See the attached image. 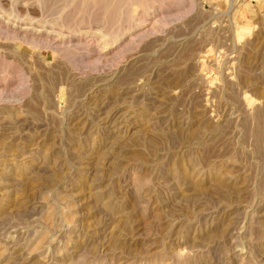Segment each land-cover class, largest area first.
<instances>
[{
    "label": "rangeland",
    "instance_id": "1",
    "mask_svg": "<svg viewBox=\"0 0 264 264\" xmlns=\"http://www.w3.org/2000/svg\"><path fill=\"white\" fill-rule=\"evenodd\" d=\"M80 1L0 0V264H264V17Z\"/></svg>",
    "mask_w": 264,
    "mask_h": 264
},
{
    "label": "crops",
    "instance_id": "2",
    "mask_svg": "<svg viewBox=\"0 0 264 264\" xmlns=\"http://www.w3.org/2000/svg\"><path fill=\"white\" fill-rule=\"evenodd\" d=\"M251 4L247 7L249 19H258L264 17V0H251Z\"/></svg>",
    "mask_w": 264,
    "mask_h": 264
},
{
    "label": "bare ground",
    "instance_id": "3",
    "mask_svg": "<svg viewBox=\"0 0 264 264\" xmlns=\"http://www.w3.org/2000/svg\"><path fill=\"white\" fill-rule=\"evenodd\" d=\"M60 1H66V0H60ZM70 1V0H69ZM79 1V4H80V0H78ZM109 1V2H108ZM107 1V3L109 4L108 6H106V7H112V8H114V9H116V8H120V9H122V5H123V1L124 0H108ZM126 1V0H125ZM128 1H133V0H128ZM134 1H137V0H134ZM84 2V1H83ZM69 3V2H68ZM68 3H67V5H68ZM71 3V2H70ZM78 3V2H77ZM87 3V2H86ZM134 3V2H133ZM139 5V4H138ZM61 6V5H60ZM101 6V5H100ZM102 6H103V4H102ZM150 6V5H149ZM80 7V6H79ZM84 7H85V5H84ZM99 7V6H98ZM104 7V6H103ZM126 8V7H125ZM147 8H149V7H147ZM129 10H131V8H128ZM107 10V9H106ZM134 10V9H133ZM110 13V12H109ZM112 13V15H113V12H111ZM114 14H115V12H114ZM134 14H135V12H134ZM65 15V14H64ZM102 15V14H101ZM116 15V14H115ZM66 16V15H65ZM82 17V16H81ZM113 17V16H112ZM127 17H129V16H127ZM64 18V17H63ZM126 18V17H125ZM81 19V18H80ZM115 19V18H114ZM117 21V20H116ZM77 27V26H76Z\"/></svg>",
    "mask_w": 264,
    "mask_h": 264
}]
</instances>
